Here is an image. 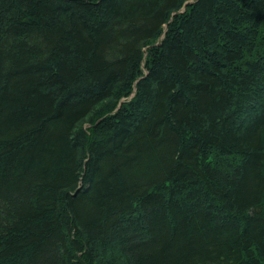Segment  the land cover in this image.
<instances>
[{
    "label": "trees",
    "instance_id": "trees-1",
    "mask_svg": "<svg viewBox=\"0 0 264 264\" xmlns=\"http://www.w3.org/2000/svg\"><path fill=\"white\" fill-rule=\"evenodd\" d=\"M0 264H264V0H0Z\"/></svg>",
    "mask_w": 264,
    "mask_h": 264
}]
</instances>
